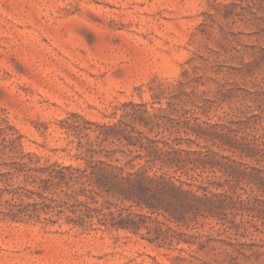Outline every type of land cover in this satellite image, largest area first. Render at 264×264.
Returning a JSON list of instances; mask_svg holds the SVG:
<instances>
[{"label": "rangeland", "instance_id": "374dc122", "mask_svg": "<svg viewBox=\"0 0 264 264\" xmlns=\"http://www.w3.org/2000/svg\"><path fill=\"white\" fill-rule=\"evenodd\" d=\"M120 149L217 194L172 225L208 241L14 222L2 193L0 264H264V0H0V172Z\"/></svg>", "mask_w": 264, "mask_h": 264}, {"label": "trees", "instance_id": "16d2710c", "mask_svg": "<svg viewBox=\"0 0 264 264\" xmlns=\"http://www.w3.org/2000/svg\"><path fill=\"white\" fill-rule=\"evenodd\" d=\"M124 139L126 146L151 147L132 140L130 135ZM120 152L124 155L122 159L97 151L80 156L85 166L56 161L39 165V160L32 158L3 162L8 170L0 172V177L5 176L0 196L10 195L4 216L14 222L34 220L44 227L57 220L41 219V213H55L63 215L73 227L120 229L158 247L180 241L199 244L208 241L199 242V232L187 234L175 227L193 229L199 218L212 217L217 209L214 200L217 194L203 183L162 170V167L181 170L178 160L152 159L148 155L133 154L130 149H120ZM95 153L99 156H93ZM156 165L159 166L156 168ZM181 173L187 175V171L181 170ZM112 206L115 211L111 210Z\"/></svg>", "mask_w": 264, "mask_h": 264}]
</instances>
